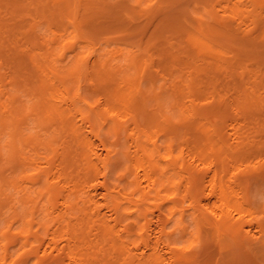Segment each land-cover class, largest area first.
<instances>
[{
	"label": "bare ground",
	"instance_id": "1",
	"mask_svg": "<svg viewBox=\"0 0 264 264\" xmlns=\"http://www.w3.org/2000/svg\"><path fill=\"white\" fill-rule=\"evenodd\" d=\"M6 1L8 2L10 0ZM23 1L25 0H22V2ZM87 1L88 0H56L53 1L55 3V6L50 10V8L47 9L45 6V3L49 2V0H36V13L38 14L37 18L39 20L35 22L45 24L44 29L48 27L47 30L52 34L51 40H54V44L59 43V40L54 33V29L52 31V27L54 28L55 25L59 26L58 28L60 29L64 27V30L67 32L68 28L65 26L66 24H71L73 27V33H75L76 37L89 36L90 31H88V24L91 23V21H93L94 23V16L92 15H97L99 13L103 14L106 9H103L101 5L105 2V0H99L101 2L100 6L102 7V9L96 7V10L95 7L91 4H88L89 1ZM123 1L125 3H123V5L125 6L126 3L128 5V2L130 3L131 1L139 2V0ZM141 1L143 0H140V3ZM166 1L167 0H160V3H166ZM95 2L96 0L94 1V3ZM228 2H231V0H229ZM9 3L12 4L13 1ZM251 3H254V1H251ZM97 4L99 3L97 2L96 5ZM19 5L16 8H18ZM259 5H261L260 7H263L262 5H264V1H260ZM13 6L15 8V5ZM233 6L234 8L237 7V5ZM44 7L49 11H46ZM106 7H108L107 4ZM116 7L118 8V6ZM196 7L199 8L198 6ZM165 8H167V6ZM245 8L248 9L247 6ZM239 9L240 8L238 6V9L236 8V10H234L236 13L232 10V8V11H229L232 13L234 12L236 17L237 11H239ZM250 9L251 7L248 10ZM19 10L20 13H22L23 6ZM220 10L222 11V6ZM227 10L225 6V10L221 15H224L225 17V13L227 12ZM252 10H254V8ZM116 11H118V9H116ZM256 11H258V9ZM230 12H228L229 14H227L230 15ZM14 13H16L15 10ZM122 13V16L127 15L126 7L125 9H123ZM206 13L215 21L221 23L220 21L222 20H218L212 10H208L207 8ZM119 14L120 15L117 16L118 18L121 16V11L119 12ZM167 14L168 13H166L165 15L168 17L169 14ZM221 15L219 17H221ZM242 15L244 16L243 13L241 14V17ZM97 16L99 17V15ZM253 16L254 15H252V17ZM247 17L249 16H245V18ZM257 17L258 19H254V17L251 20L249 19V30L250 27H252L251 31L253 29H257L260 21L262 22V20L259 19V16ZM112 20L114 19L112 18ZM224 20L227 21L226 19ZM244 21L245 20H243V22ZM111 24L114 23L111 22ZM228 24L221 23L224 28L221 29V31H219L220 28L219 30L217 29L218 31H216L219 35H222L226 39V41L227 39H231V33L236 31L235 29L234 31H232V26L230 27ZM244 25H242L243 28L245 27ZM240 26L241 25L239 24V27ZM31 27H33V29H36L39 26H37L36 23H32ZM167 27L168 30H170V26L168 25ZM93 28L95 29V25L93 26ZM163 29H166L164 28V24ZM176 29L179 31L178 28ZM155 32L157 33V31ZM242 32L245 31L243 30ZM242 32L238 33L236 36H243ZM196 33H198L199 35H204V33L202 31L200 32L199 29ZM212 34H214V32ZM251 35L252 34L250 32L244 33V36L247 37ZM194 36L195 35H193V39ZM233 36L235 38V34L232 35V37ZM40 39V43L36 42L34 45L28 46L26 50L27 58L24 57V54L17 55V58H19L20 61H18V63L16 62L18 64V69L15 68L14 71H12L6 51L3 50L5 44L2 43L0 45V188L1 190L2 188H5L3 191L5 192L4 200L0 202V216L2 217L1 221L3 224V227L0 228V239L2 241V245L0 247L1 249H3L4 259L1 264H48L47 262H44V260L46 261V258H48L47 260L50 261L49 264L60 261L51 260V258L48 257L51 254L50 250H58L59 253H62L63 256L69 260L68 262L70 264H92V261L94 260L93 256L100 253L104 255L105 251H108L106 250L107 246H110V250H112L116 248L115 245L118 243L128 245L129 243L126 242H128V240L134 236H136L138 239L137 246L139 247V245L143 244L146 249H150L151 253L149 252L148 254L143 250V253L140 256L136 255L138 257H135L136 259H134L132 248L130 249L125 246L128 250L126 251V248L124 247L121 251L120 247L118 251L120 253L122 252V255H126L125 260H128L127 264H158L157 257H160L158 256V250L161 245H164L166 251L171 254L168 264H195V258H197V256H195L194 254H190V251L188 252L190 246L188 248L187 246L180 245L182 243H179L178 240L174 239V237L172 236L173 231L167 227V224L172 223V220H174L175 217L177 218L176 220L179 219L177 215L180 216V220L182 219L181 221L183 225V221H185L184 217L186 215V209H184V207L181 208L183 205L182 202L185 197L193 194L190 193L192 192L189 190L190 188H186V191L184 188H181V180L183 178L180 176V173L182 174V171L187 168H192L193 171H191V174L195 178L199 176H204L205 178V173H202V171L198 169V165L196 166V163L198 162H196L195 160L197 156H199L200 160V157L202 158V155L195 154V156L193 154L192 159L194 160L188 159L190 156H186V152L181 149L182 120L187 111H185V108H183L184 106L182 103L184 99H182L181 103L182 93H180L179 90V83L181 84L183 80L179 82L180 78L178 79L177 76L179 74H176V76L175 74L173 75V69L175 67H172L173 69H171V73L169 72L170 70L168 71L167 68L164 69V67L163 70H161L160 66L157 64V66L159 67L156 66V68L158 70L160 68V71H158L157 73L153 72L151 74L150 66V74L147 75L145 65V67L142 68V81L140 82L141 86L139 85V88L132 85V87L114 90L116 87L111 88V86H107L106 83L101 84V88H99V86H96V84L89 83L91 87L93 86L97 89L95 90V92H97L98 90L100 91V93L97 92V98L93 96L95 98L93 99L88 96L90 92L87 93V90H85L83 86L85 77L92 75V73L95 72V69L97 71L98 68L106 72L108 68L107 61L109 60H107L94 47L92 51H95V65H90L86 58L82 57L80 53L77 52L74 54V57L70 58L67 61V64L64 65L61 69L55 65L56 57L54 56L56 54L54 53V51L56 47L55 49H53L51 46H49L44 40L45 36H40ZM65 39L66 36L64 40ZM202 39H204L203 36ZM236 40H238V38ZM204 41L205 46H208V44L206 43L207 39H205ZM86 42L91 45L94 44L90 40ZM69 43L70 40L66 39L65 43L63 44V48H66ZM73 43L74 42H72L71 44ZM36 47L40 51V53L38 54L34 52ZM63 54L64 55L62 56L66 58L65 51ZM136 63L137 62L134 60L129 64L130 70L133 71L131 74L124 73L121 75V79L124 84L128 85V83L133 79L134 75V80H136L137 77L140 76L139 69ZM150 63H152V61ZM168 64L169 61L167 65ZM19 65H24L25 68L31 65L34 71L30 72L28 75L23 76V74L17 73L21 70ZM170 65L171 64H169V66ZM148 67L149 65L147 66V68ZM108 72L110 73L109 70ZM118 72L121 73V71ZM100 75L101 78H104L102 77V74ZM111 78L113 80V77ZM144 79L147 81L145 87L148 88L149 81L151 83L149 88L151 87V89H153L152 87L154 86V90L156 86L158 87L157 83L155 82L157 80L162 82L158 87L160 91L155 94V97L153 95L154 104L152 105L151 110H149V107L151 108V106L147 104V100L145 98L146 89L144 90L142 86V82ZM193 85L194 84H192V86ZM243 89L245 88H242L241 92H243ZM29 90L35 92L37 94L36 97H29V99H25L24 96L29 95V93L27 92ZM189 92L191 93V91ZM189 92L188 96L190 97ZM98 93L100 94L99 97ZM245 93L246 95H248L247 92ZM147 94H149V92ZM216 95L218 97L217 92ZM198 96L197 98L195 97V99L198 100L195 101L194 99V101L190 103V112H192L194 116L199 114V116H201L203 115L201 114L202 111H206L205 107L200 108V106L202 105L199 106L198 104L199 99H202L203 97H201L200 94ZM147 97H149V95ZM35 98L37 99L35 100ZM213 98L214 100H216L215 96H213ZM55 100H58V102L56 103ZM223 101L224 100L222 99L221 95L219 103H222ZM187 105L185 104L186 109H189V104L187 103ZM206 117H208V114H206L204 118ZM30 120L35 122V127H40L44 132V136H46L45 141L39 140L40 135L32 136L26 133L29 128L28 124ZM235 126L237 125L235 124ZM79 130H87L89 134H80ZM235 132L236 133L234 134V139H231V137H229L232 141V145H227V140L225 143V135L224 137L223 135L221 136L220 142L224 143V146L226 144L227 148L236 153L240 148V144L244 143V134L239 133L238 130H236ZM61 137L62 140L59 141L58 139ZM94 138L98 143V146L101 147V153L96 151L94 148L97 145V143L95 144L93 142ZM199 149L200 148H198V150ZM198 150H195V152L200 154V151ZM231 150L229 151L232 152ZM187 153H189V151H187ZM203 159L205 160V158ZM203 159L200 160L201 163ZM203 163L205 162L203 161ZM192 164H195V166L192 167ZM221 165V170L223 172H227L225 163L221 161ZM255 165V163L253 164V166H248L246 164V167L248 166L247 171L249 172V174H264V163L262 164L261 162V165ZM94 166L95 169H92ZM236 168H238L239 170L240 166ZM99 169L102 170V172ZM208 169L207 172H210L208 171ZM90 170H92L93 173ZM221 170L219 171L218 169L214 174H212V176H214L210 178V180L205 181V178V180H203V182L200 184L198 179H195V183L198 181L197 184L199 187H197V190L199 191V193H207L208 196H215L217 199L216 206L217 209L220 210L221 214L220 217L217 218V221H215L213 218L214 226L212 224V221L209 220L211 222V225L214 227L213 229H216L219 235H222L221 237H223L222 233H224L225 235L234 233L236 236V234H240V232H242L241 230L244 228L243 226H246L244 225L246 223L244 220L247 218V211L244 210L243 203L249 205L250 196L249 198L247 196L241 197L243 203L240 200L238 201L237 196L239 195V193H236L237 189H235V187H232V185H227L224 181L221 180ZM4 171H8V173L5 175ZM97 171L101 172L100 174H102L103 178V181L100 184L102 190H104L103 193H100L101 196L103 195L104 199V204H102V206L99 204L101 202L97 200L98 198L96 199V197H98V192L95 194V191H90L92 190L91 188L85 192H82L83 188L82 190L80 188V184L82 185L84 183V181L82 183V180L86 179V182H89L90 179L91 181H93V178L95 179L96 176L98 177L99 172L98 174H96ZM238 172L237 174H235V176H237V179L238 177L242 176L241 173ZM184 176H188V174H185ZM237 179L236 181H240V178L238 180ZM241 179L243 180V178ZM79 180H81L80 184ZM247 180L248 179H246L245 181L247 182ZM21 182H28L31 185V188H28V192L25 193L24 196V199L27 202L26 205L22 209H19V200L13 199L11 190L15 189L18 191L21 186V184L19 183ZM188 182L189 180L187 181L186 179V183ZM191 182H193V180H191ZM240 182L242 184V181ZM235 183L238 184L237 182ZM201 188H203V192H201L202 190L200 191ZM182 189H184V191ZM193 191H195V194H197L196 190ZM244 191H247V189H245ZM92 192L94 193V195H92ZM79 193L82 194L79 195ZM244 193L246 194V192ZM2 194L4 195V193ZM200 196V194H197L196 196L192 195V199L193 197H195L196 200H199ZM187 198H189V196ZM59 199H62V202L60 204L62 205V208L58 207V202L60 201ZM152 200L154 202L156 201V203H152ZM192 202H190V204ZM198 202L199 201H197V203ZM190 204L188 206H190ZM147 206H151L152 208L154 207L159 212V216H157L158 223L160 221L164 222V219L168 221V223H165L164 226L161 223V231L159 230L160 235H158V237H155V239L157 238L155 243L151 238V234H147L146 231L150 228V223L148 224L146 212H149V210H151L150 208L149 210L144 211V207L148 209ZM184 206L186 205L184 204ZM208 206H210L209 203ZM101 207H105L110 214H107L105 212V215L104 213H102L103 211ZM192 207L195 208V206ZM212 208L213 207H211V209ZM215 209L216 208H214L213 210ZM214 213L217 214L216 210ZM250 219H252L253 223V220L257 221L259 227L258 229H260L259 233L261 235L259 234V236L257 234L258 231L256 230L255 235L257 234L258 237H255L254 234L250 235L249 233V236H246L244 239V245L248 249L247 252L253 253L257 260L264 264V223L260 218H258V216ZM205 220L206 222L208 221L207 219ZM242 220L245 223H240V221ZM18 223L20 225L15 226ZM86 223L87 225L91 224V231L93 229L96 230V233L94 234L95 238H91V232L85 234L86 237L84 236V233H79V230H81L79 226H84ZM206 224L208 226V223ZM211 225H209L210 228ZM252 228H254V226ZM256 228L257 226L255 227V229ZM245 229H247V227ZM182 230L186 232L187 226L183 225ZM211 230L209 229V231ZM213 231L215 233V230ZM252 232H254L253 229ZM245 233L248 232L245 231ZM43 234L44 237L42 236ZM214 236H212L213 239L210 240L213 241ZM46 237H48L50 243L49 246H47L45 249H42V245L45 244L44 238ZM61 237L65 241V244L63 246H60L58 244V242H60L61 240ZM202 237L203 236H199L198 239ZM228 237L229 236H227L226 238L223 237L224 239H226L227 243H229L231 240L230 237V240L228 241ZM198 242L200 243V240H198ZM20 244H23V251H11V249L14 248L13 246L16 247ZM194 244H196L197 247V241ZM234 244L235 243H233V245L231 246H234ZM225 245L227 246V244ZM228 247H230V244L228 245ZM241 247L242 245L239 246V248ZM219 252L222 253V248H219ZM161 253H164V251ZM226 255L224 254L223 258H226ZM166 256H164L163 258L166 259ZM218 256H220L219 253ZM61 258H63L62 255ZM232 260L233 259L231 256V264ZM62 262L63 261H61V263ZM252 264H255V262H252Z\"/></svg>",
	"mask_w": 264,
	"mask_h": 264
},
{
	"label": "rangeland",
	"instance_id": "2",
	"mask_svg": "<svg viewBox=\"0 0 264 264\" xmlns=\"http://www.w3.org/2000/svg\"><path fill=\"white\" fill-rule=\"evenodd\" d=\"M11 1H13L12 4L15 5V8L11 3H9ZM35 1L36 0H25V1H23L24 2V4H23L22 0H10L8 2L6 0H0V45L2 43L5 44V47L3 48V50L6 51V53H7V57L9 59L12 71H14L15 68L18 69L17 63L20 60H19V58H17V55L24 54V57L27 58L26 50H27L28 46L34 45L36 42L40 43L41 42L40 36H42V37L45 36V39H44L45 42L49 46H51L53 49H55V47H56V49L54 51V53L56 54L54 56V57H56L55 58L56 59L55 65L61 69L64 65L67 64V61L70 58L74 57V54L77 52L80 53V55L82 57H85L90 65H92V64L95 65L94 64V61L96 60L95 51L94 52L92 51L94 49V47L107 60H109V61H107L108 62V68H107L106 72L103 71L102 69L98 68L97 71L95 69V72H93L92 75L85 77V80L83 82V86H84L85 90H87L86 91L87 93L90 92L88 94V96L93 98V99L97 98V92L100 93V91L98 90L97 92H95V90H97V89L93 86L91 87V85H89V83L96 84V86H99V88H101V84L106 83V85L111 86V88L116 87L114 90L132 87V85L134 87L139 88L140 82L142 81L141 80L142 71H143L142 68H144L145 65H146L147 75L150 74V72H149L150 66H151V74L153 72L157 73L158 71H160V68H161V70H163V67H164V69L167 68V70L168 71L170 70L169 72H171L172 71L171 69H173L175 67L177 69H175V68L173 69V71H174L173 75L175 74V76H176V74H179V75H177L178 79L180 78L179 82H181L183 80L181 82V84L179 83V90H180V93H182L181 94V96H182L181 97V103H182V99H184L182 104L184 106L183 108H185V111H187V112L185 113L184 118L182 120V143H181L182 147H181V149H183L186 152V156H188V157L190 156L188 159H192L193 154L194 155L195 154L202 155V158L200 157V160L205 158V160L203 159V161L205 163H203V161H202L203 164L200 162L199 156H197L195 158V160H196V162H198V163H196V166L198 165L197 166L198 169H200V171H202V173H205L206 180H205L204 176H199V177L195 178L191 174V171H193L192 168H190V169L187 168V169L183 170L184 171V172L182 171L183 175L180 173V176L183 178L181 180L182 181L181 188H184L185 191L187 190L186 188H190L189 190L192 191V192H190V193H193L192 195H195V196L197 194L201 195L199 200L198 199L196 200L195 197H193V199H192V195L189 193L190 194V195H188L189 198H187L188 196L185 197L183 202H182L183 205L181 204L182 205L181 208L184 207V209H186V211H185L186 215L184 217L185 221H183V225L187 226V230H186L187 233L182 230L183 225H182V221H181L182 219L180 220V216L177 215V217L179 219L176 220L177 218L175 217L174 220H172V223H168V221L166 219H164V222L160 221L158 223L157 222V216H159V212L157 211V209L154 207L152 208L151 206L150 207L147 206L148 209L146 207H144V211H147L151 208V210H149V212L148 211L146 212L148 224L150 223L149 224L150 228L147 229L146 231H147V234H151V238H152L153 242L155 243L157 240V238L155 239V237L156 236L158 237V235H160L159 232L161 231L162 224L164 226L165 223H168L167 227L173 231L172 236L174 237V239L178 240L179 243H182V244H180L182 246H187L188 248L190 246V249L188 250V252L190 251L189 252L190 254H194L195 256H197V258H195V264H204V263L205 264H218V263L219 264H227V263L231 264L230 263L231 262V256L233 259L232 264H239V262H240V264H242V263L243 264H252V262L253 263L255 262V264H262L260 261L257 260V258L253 255V253L247 252L248 249L244 245V239L246 236H249V233H250V235H253V234L255 235V232L258 231L257 234L258 235L260 234L259 233L260 229H258L259 227H258L257 221L253 220L255 223V225H254V223L252 222V219H250V218L258 216V218H260L264 223V174H254L253 175V174H249V172L247 171V167L251 166V165L253 166L254 163L256 164L255 166L261 165V162H262V164L264 163V156H263V154H264V30H263L264 29V23H263V21H264V11H263L264 5H262L263 7H260L261 5H259V2L260 1L262 2V0H257V2H256V0H231V2H228L229 0H169V1L167 0L166 3H163V4L160 3V0H143V1H141V3L139 0V2L138 1H131L130 3L128 2V5L126 3V6L123 5V3H124L123 0H105V2L103 4H101V2L99 0H96L95 3H94L95 0H92V1L88 0L89 1L88 4L93 5L95 7V10H96V7L101 8V9L103 7V9H106L105 10L106 12L104 11L103 14H101V13L97 14V15H99V17L97 15H92V16H94V23H93V21H91V23L88 24L89 29L90 28L91 29L90 30L88 29V31H90V34H89V36H86V37H76L75 33H73V27L71 24L70 25L66 24L65 27L68 28L67 32L64 30V27L62 29L58 28L59 26H57V25H55L54 28L52 27V31L54 29V33L56 34V37L59 40V43H56L57 45L54 44V40H51L52 34L50 33V31L47 30L48 27L44 29L45 24H42L40 22H35V21L39 20L37 18L38 14L36 13L37 2H35ZM53 1H56V0H52V1L49 0V2L45 3V6L47 9H49V8H50V10H51V8L53 9V7L55 6V3ZM251 1H254V3H251ZM50 2H51V4H50ZM90 2H92V3H90ZM97 2L99 4L96 5ZM83 3H85V2H83ZM21 4L23 6V12L22 13H20V10H19L22 7ZM100 4L102 5V7L100 6ZM106 4L108 5V7H106ZM18 5H19V7L16 8ZM24 5H25V7H24ZM214 5H215V8H214ZM229 5H230V7H229ZM233 5H237L236 8L238 9V6H239V8L241 9V11H240V9H239V11H237L236 17L234 14V12H235L234 10H236V8H234ZM252 5H253V7H252ZM255 5H256V7H255ZM116 6H118V8ZM119 6H120V8H119ZM166 6H167V8H165ZM196 6H198L199 8H197ZM221 6H222V11L220 10ZM225 6H226V10L228 7V10H227V12L225 11L226 13H225V17H224V15H221V14H222V12H224ZM246 6L248 7V9L251 7V9L248 10L247 8H245ZM112 7L115 11L112 9ZM125 7L127 10V15L122 16V14H123L122 11H123V9H125ZM200 7H203V8H200ZM162 8H165V9H162ZM207 8H208V10H212V12L215 13V16L218 20L219 19L222 20V21H220L221 23H225V24L230 23L228 25L230 27L232 26L231 27V28H233L232 31H234V29L236 30L233 33H231L232 35L235 34V38H234V36L232 37V35H231L230 38L232 40L227 39V41H226V39L222 35H219L216 32L219 30V28H220L219 31H221V29H223L224 27H223V25H221V23L215 21L214 19H212L211 17H209L207 15V13H206ZM231 8L234 11L233 13L229 11V10H231ZM253 8H254V10H252ZM44 9H45V7H44ZM47 9H45V10L49 11ZM107 9H109V10H107ZM116 9H118V11H116ZM246 9H247V11H246ZM257 9H258V11H256ZM14 10L16 11V13H14ZM214 10H215V12H214ZM111 11H113V12H111ZM120 11H121V16L118 18L117 16L120 15L119 14ZM228 12H230V15H228L229 14ZM253 12H254V14H253ZM258 12H259V14H258ZM166 13L169 14V16H168L169 18L165 15ZM231 13H232V15H231ZM242 13L244 14V16L242 15V17H241ZM113 15H114V17H113ZM164 15H165V17H164ZM220 15H221V17L222 16L223 17L222 18L219 17ZM252 15H254L253 16L254 19H258L257 16H259V19H261L262 22L260 21V24L258 25L257 29H255V30L253 29L251 31L252 27H250V30H249L248 25H249V19L250 20L253 19ZM108 16H110L111 18ZM127 16H129V17H127ZM245 16H249V17L251 16V17L250 18L247 17L248 18V20H247V18H245ZM95 18H96V20H95ZM112 18L114 20H112ZM122 19H124V20H122ZM165 19L166 20L169 19V20L166 21ZM224 19H226L227 21H225ZM243 20H245V21L243 22ZM246 20H247V23H246ZM228 21H230V22H228ZM111 22L114 24H111ZM166 22H167V24H166ZM32 23H36L37 26H39V27L36 29H33V27H31ZM243 23L247 24V25H244ZM117 24H118V26H117ZM163 24H164V28H166V29H163ZM178 24L181 26H179ZM239 24L241 25L240 27H239ZM94 25H95V29L93 28ZM166 25L167 26L169 25L170 27L175 26L176 28L179 29V31L175 27H174L175 29L173 27L172 28L169 27L170 30H168V27ZM242 25H244L245 27L243 28ZM192 26H193L194 30H193ZM203 28H204V30H203ZM198 29L200 32L202 31L204 33L205 37L202 34H200L201 35V37H200V35L198 33H196ZM238 30H239V32H238ZM240 30H241V32L243 30L245 32H242L243 36L238 35L239 37H237L236 35L238 33H241ZM155 31H157V33ZM96 32H99V33H96ZM213 32H214V34H212ZM248 32H250L252 35L249 37L244 36V33H248ZM215 34H216V37H215ZM193 35H195L194 39H193ZM196 35H197V37H196ZM65 36H66V39L70 40V43L68 44V46L66 48H63V44L65 43V40H66V39L64 40ZM202 36L204 39H202ZM237 38L239 41L236 40ZM205 39H207L206 43L208 44V46H205V44H204ZM233 39L235 42L233 41ZM89 40L92 41L94 44L91 45L88 42H86ZM62 41H63V43H62ZM231 41H232V43H231ZM72 42H74V43L71 44ZM221 46H222V48H221ZM64 51H65V57L66 58H64V56H62V55H64L63 54ZM34 52L37 54L40 53V51L37 49V47L34 50ZM134 60L137 62L136 65L138 66L140 76H138L137 79L134 80V77H135V75H134L133 79L132 78H131L132 80L130 79L131 83L129 82L128 85H126L123 83V81L121 79V75L124 73L131 74L133 72L132 70H130L129 64L132 63V61H134ZM14 61H15V63H14ZM151 61H152V63H150ZM168 61H169V64H171L170 66H169V64L167 65ZM147 64L149 65L148 68H147V66H148ZM157 64L160 66L159 70L156 68ZM19 66H20L21 70L17 73H21V74H23V76L28 75L30 72L34 71L33 68L31 67V65L28 66L27 68H25L24 65H19ZM159 66H157V67H159ZM168 66H169V68H168ZM108 70L110 71V73L108 72ZM118 71H121V73ZM175 71H176V73H175ZM191 71H193V72H191ZM100 74H102V77H104V78H101ZM109 74H111V75H109ZM109 77L110 78L113 77V80H112V78L110 80ZM181 77H182V79H181ZM186 80H187V82H186ZM155 83H157V85L159 87V85L162 82L157 80ZM145 84H147V81L144 79L142 82V86H143L144 90L146 89L145 90V98L147 100V104H149V106H151V108L149 107V110H151L152 105L154 104L153 95L155 97V94L158 93L160 91V89H158L157 86L155 87V90H154V86L152 87L153 89H151V87L149 88V86L151 84L149 81H148V85H149L148 88L145 87L146 86ZM192 84H194V85L192 86ZM242 88H245V89H243V92H241ZM150 91H151V93H150ZM189 91H191V93ZM27 92L29 93V95L24 96L25 99H29V97L33 98V97H36V95H37L35 92H32L30 90ZM148 92H149V94H147ZM188 92H189L190 97L188 96ZM216 92L218 94V97L216 95ZM245 92H247L248 95H246ZM26 93H24V94H26ZM91 93H92V95H91ZM99 93H98V97L100 95ZM199 94L201 97L204 98V96H205V98H206V99L204 98L205 101L203 98L202 99L200 98L198 101L199 106L202 105V106H200V108L205 107L206 111L204 110V111H202V113L200 112L201 114H203L201 116H199L200 114L194 116L192 114V112H190V110H191L190 109V106H191L190 103L192 101H194L195 97L197 98V96ZM219 94L222 95V99L224 100L222 103H219L220 98H221V95H219ZM240 94H241V96H240ZM148 95H149V97H147ZM212 95L215 96L216 100H214ZM93 96H95V98ZM192 97H193V99H192ZM188 98H189V100H188ZM198 98H199V96H198ZM211 98H212V100H211ZM36 99L37 98H35V100ZM196 100H198V99H195V101ZM55 101H56V103L58 102V100H55ZM226 102H227V104H226ZM187 103L189 104V109H186L185 104L187 105ZM201 103H203V104H201ZM208 104H209V106H208ZM213 107H214V109H213ZM187 108H188V105H187ZM206 114H208V117L204 118L206 116ZM232 123H233V125H232ZM235 124L237 126H235ZM28 126H29V128L26 131L27 134L32 135V136L40 135L39 140H42V141L46 140V136H44V132L41 130L40 127H35L34 121L30 120ZM234 126H235V128H234ZM55 128H56V126H55ZM222 130H223V132H222ZM236 130H238L239 133L244 134L243 135L244 143L240 144L239 147L240 148L242 147V148L241 149L239 148L238 151L235 153L231 149L227 148L226 144L232 145L231 139H234V134L236 133L235 132ZM216 132L218 133V136H217ZM79 133L84 134V135L89 134L87 132V130H79ZM231 133H233V134H231ZM219 135H220V137H219ZM222 135H223V137L225 135V137H224L225 143H226V140L228 141L225 144V146H224V143L220 142ZM229 137H231V139ZM58 140L61 141L62 137L59 138ZM93 142L95 144L97 143L95 141V138L93 139ZM94 148L96 151L101 153L102 150H101V147L98 146V143ZM198 148H200V149L198 150ZM186 150L189 151V153H187ZM195 150L200 151V154L195 152ZM229 150H231L232 152H230ZM261 154L263 157L261 156ZM222 158H223V160H222ZM192 160H194V159H192ZM188 161H190V160H188ZM218 161H219L220 165L218 164ZM221 161L225 163V166H226L225 168H226L227 172L226 171L223 172L221 170L220 167H222V165H223V164L221 165ZM237 161H238V165H237ZM259 162H260V164H259ZM191 163H193V162H191ZM211 163H212V165H211ZM232 164H234V165H232ZM246 164L248 165L247 167H246ZM249 164H251V165H249ZM228 165H229L230 169L228 168ZM241 165H243V166H241ZM194 166H195V164L192 167H194ZM231 166H232V168H231ZM239 166H240V169L238 170V168H236V167H239ZM92 169H95V166ZM207 169L211 173L207 172ZM218 169H219V171L220 170L222 171V173L220 172V175L222 174L221 180L224 181L227 185H229V186L232 185V187H235V189H237L236 193H239V195L237 196L238 201L240 200L242 202L243 200L241 199V197H243V196H245V197L247 196L248 198L250 196V198H249L250 204L249 205L242 202L244 204L243 205L244 210L247 211V213H246L247 218L245 220L243 219L247 224L243 220L240 221V223L244 222L245 223L244 225H246V226H243L244 228L241 230L242 232H240V234H236V236L234 233H229L227 235L222 233L223 237H225V238L227 236H229L227 238L228 241L231 239L229 243H227L226 239L221 237L222 235L221 236L219 235V233L217 232L216 229H213L214 228L213 227L214 226V224H213L214 220L217 221V218H219L220 214H221L220 210H218L217 206H216L217 205L216 197L215 196L210 197L207 195V193H199V191L197 190V187H199L197 182L199 181V183L201 184L203 182V180H205V181L210 180V178H212L214 176V175L212 176V174H214ZM244 170H245L246 176L244 175ZM90 171L92 172V170H90ZM100 171L102 172V170H100ZM100 171H97L96 174H98V172H99V175L97 177L95 174L96 178L95 179L93 178V181H91V179H90L89 182H86V179H84V180H82V183H83V181H84V183L81 185L80 184L81 180H79L80 181L79 184H80L81 190L83 188L82 192H85V191L89 190L90 188L92 189L90 191H93V192L95 191L94 192L95 194L98 192V197H96V199L98 198L97 200L101 202L99 204L102 206V204H104V201H103L104 199H103V195L101 196L100 193L101 192L103 193L104 190H102V187L100 185L101 182L103 181L102 174H100L101 173ZM238 171L242 175V176H240V174H239L240 177H238V179L240 178V181H242V184L237 179V176H235V174H237ZM242 171H243V173H242ZM4 173L6 175L8 173V171H4ZM185 174H188V176H184ZM82 176H83V174H82ZM183 176L186 178H184ZM241 178H243V180ZM186 179H187V181L189 180L188 183H186ZM195 179H198V181L196 183H195ZM236 179L239 182L236 181ZM246 179H248L247 182L245 181ZM191 180H193V182H191ZM235 182H237L238 184H236ZM244 182H245V184H244ZM19 184H21V186L18 190L19 192L15 189H12L11 194L13 195V199L19 200L18 207H19V209H22L27 203L26 200L24 199L25 193L28 192V188H31V185L28 182H24V183L21 182ZM196 184H197V186H196ZM242 186H244V187H242ZM244 188L247 189V191H244L245 190ZM4 189L5 188H2V190H1V188H0V202H2L4 200V197H5V192H3ZM184 189H182V190L184 191ZM192 189L196 190L197 194H195V191H193ZM200 191L203 192V188H201ZM93 192H92V195H94ZM244 192H246V194ZM2 193H4V195ZM81 194L82 193H79V195H81ZM205 195H207V196H205ZM190 198L194 202V205H193V202L190 200ZM209 199H211V200H209ZM59 200L60 201L58 202V204H59L58 207L62 208V205H60L62 202V199H59ZM195 200H196V202H195ZM23 201H24V204H23ZM187 201H189V202H187ZM197 201H199L200 204H199V202L197 203ZM151 202L156 203V201L154 202L153 200ZM190 202H192V203L190 204ZM195 203H196V205H195ZM208 203L210 206H208ZM184 204L186 206H184ZM189 204L191 207L188 206ZM192 206H195V208ZM196 206H197V208H196ZM211 207H213V208L211 209ZM101 208L103 211L102 213H104V214H105V212L107 214L109 213V211L105 207H101ZM104 208H105V211H104ZM214 208H216L215 210H216L217 214L214 213L215 212V210H213ZM189 210L192 212H190ZM211 210H213V211H211ZM153 211H154V213H153ZM195 212H196V214H195ZM214 214H215V216H214ZM1 218L2 217L0 216V228L3 227ZM213 218H214V220H213ZM205 219H207L208 221L206 222ZM209 220L212 221L213 226L211 225V222ZM158 221H159V218H158ZM206 223H208V226ZM248 223H249V225H248ZM157 224L159 225V227ZM172 224H173V226H172ZM19 225L20 224L18 223L15 226H19ZM155 225H157V226H155ZM209 225H211L212 230H211ZM253 226H254V228H252ZM256 226H257V228L255 229ZM246 227H247V229H245ZM248 227L251 228V231H250V228H248ZM79 228H81V230H79V233H84L85 237H86L85 234H88L91 232L90 233L91 238L92 239L95 238L94 234L96 233V230L93 229L91 231V224L87 225V223H86L84 226L80 225ZM209 229L213 233L211 231H209ZM252 229L254 232H252ZM213 230H215L216 235H215ZM245 231L248 233H245ZM147 234H145V235H147ZM257 234L255 235V237H258ZM210 235H211V238H210ZM42 236L44 237V234ZM199 236H203V237L198 239ZM207 236L209 237V239ZM212 236H214L213 241L210 240V239H213ZM215 237H218V238H215ZM234 238H237V239H234ZM44 239H45V241H44L45 244L42 245L43 246L42 249H45L47 246H49V243H50V240H48V237H46ZM46 239H47V242H46ZM179 239H181V240H179ZM204 239H205V241H204ZM206 239L209 241H207ZM62 240H63V238L61 237L60 242H58V244L60 246H63L65 244V241L64 240L62 241ZM137 240H138L137 237L134 236V237H131L128 240V242H126V243H129L128 245L121 244V243H118L116 245L113 244L116 246V248H114L112 250H110V246H107L106 250H108V251H105L104 255L100 253L101 255L96 254L93 256L94 260L92 261V264H127L128 260H125L126 255H122L121 254L122 252L120 253L118 251V249L120 247H121V251H122L125 246H127L130 249L131 248L133 249L132 252H133L134 259H136L135 257L140 256L143 253V250H144V252H147L148 254H149V252L151 253L150 249H146L143 244L139 245V247H138L137 246L138 245ZM198 240H200V243L198 242ZM216 240H217V243H216ZM196 241H197V247H196V244H194ZM202 241H203V243H202ZM221 241H222V243H221ZM233 243H235L237 246H238V244H239V246L242 245V247L239 248V246L237 247L235 244H234V246H231V245H233ZM192 244L194 245V248H193ZM210 244H211V246H210ZM225 244H227V246ZM229 244H230V247H228ZM1 245H2V241L0 239V246ZM22 245L23 244H20L16 247L13 246L14 248L11 249V251H13V252H17L19 250H20V252L23 251L24 249H23ZM135 246H137V247H135ZM224 246H225V249H224ZM161 247H163V248H161ZM161 247L158 250V256H160V257H157L158 258V264L159 263L160 264H168L170 261L169 258L171 256V254H169L168 251H166V248L164 247V245L163 246L161 245ZM191 247H192V249H191ZM217 247H218V249H217ZM210 248H211V250H210ZM219 248H222V253L219 252ZM127 250L128 249L126 248V251ZM225 250L226 251L229 250V251L226 252ZM163 251H164V253H161ZM50 252H51V254H50L51 256L49 255L48 257H50L51 260H55V261L60 260V261L54 262L52 264H55V263L60 264L61 261H63L64 264H70L68 262L69 260L66 259L62 253H59L58 250H52V251L50 250ZM218 253L220 256H218ZM224 254L225 255L227 254L225 256L226 258H223ZM61 255L63 258H61ZM136 255H138V256H136ZM198 255H199V258H198ZM209 255H210V257H209ZM161 256H162V258H161ZM164 256H166V259L163 258ZM52 257H53V259H52ZM202 257L205 259V261ZM47 259L48 258H46V261L44 260V262H47L49 264L50 261H48ZM65 259H66V261H65ZM159 259H160V261H159ZM212 259H214V260H212ZM217 259H218V261H217ZM236 259H237V261H236ZM3 260H4L3 259V249H1V247H0V264L3 262ZM211 261H212V263H211ZM63 262L61 264H63Z\"/></svg>",
	"mask_w": 264,
	"mask_h": 264
}]
</instances>
